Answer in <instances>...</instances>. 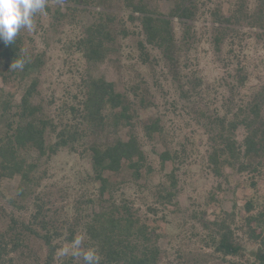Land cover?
<instances>
[{
	"label": "trees",
	"instance_id": "16d2710c",
	"mask_svg": "<svg viewBox=\"0 0 264 264\" xmlns=\"http://www.w3.org/2000/svg\"><path fill=\"white\" fill-rule=\"evenodd\" d=\"M56 1L64 6L56 4L53 9L46 3L44 8L50 12L53 25L67 17L75 20L76 15L81 16L82 30L73 47L90 64L112 59L120 52L124 38L137 35L135 48L140 62L152 72L155 65L163 63L162 75L174 83L180 100L193 102L194 106L187 105L189 102L182 106L206 135L207 149L202 159L205 169L226 181L230 177L227 169L248 174L238 182L251 189L242 196L243 203L237 202L235 195L230 209L215 204L220 200L218 190L223 189L222 182H218L206 201L207 206L213 205L211 212L194 205L197 207L187 210L189 216L177 219L182 228L174 235L187 230L185 238L203 242L211 249L210 254L224 264H264V186H260V181H264V82L255 88L249 100L237 99V89L249 78L239 62L235 71L228 73L232 82L223 80L228 87L223 111H208L210 104L206 102L202 103L204 106L195 105L197 97L204 94V78L193 66L194 60H198L193 54L202 38L192 24L201 16L210 20L205 27L207 39L213 51L223 54L230 63L227 53L235 52V47L242 44L248 35L245 28H255L258 39L264 38V0ZM159 1L170 2V9L160 10ZM97 6L102 8L96 9ZM123 11H128V15ZM83 13H91L89 22L83 21ZM38 14L39 11L33 15V23ZM175 19L180 24V34ZM128 21L135 23L136 28H131ZM24 29H20L12 44L0 41V184L19 177L15 196L6 197L0 191V198L6 197L9 206L18 210L26 209V202L34 199L35 211L27 218L8 212L10 222L0 229V264H26V255L30 253L40 264H85L83 256L61 253L64 243L79 239V227L86 236L80 251L94 250L99 264H208L201 253L189 257L180 244L174 258L160 243L167 234L169 212L181 210L177 201L179 164L193 149L167 147L159 153L165 179L154 186L145 185L148 195L144 199L150 200L147 213L140 214L124 196L115 201L112 194L117 185L132 180H144L139 183L141 187L156 172L144 148V138L136 132L140 110L156 105L146 79L141 77L139 82L120 90L114 80L95 75L89 69L81 81L80 92L73 94L75 101L64 102L58 117L47 116L42 102L36 101L46 52L25 49ZM18 60L23 61L22 69L12 67ZM179 102L175 99L171 104L176 108ZM162 122L163 116L157 115L143 123L146 140L153 141L165 133ZM127 126L129 130L124 136L121 131ZM240 128L244 129L242 138ZM81 145L89 155L92 179L99 183V194L110 195L106 204L102 198L89 199L90 213L83 214L86 208L77 205L71 222L70 218L61 217V210L45 209L47 202L34 193V188L45 177V169L39 172L45 156L62 149L76 151ZM169 162L172 168L166 171ZM112 173H124L125 178L112 181ZM97 201L101 203L100 209L95 206ZM187 224L193 230L186 228ZM197 225L201 231H197ZM31 238L41 242L43 257L28 244Z\"/></svg>",
	"mask_w": 264,
	"mask_h": 264
},
{
	"label": "rangeland",
	"instance_id": "374dc122",
	"mask_svg": "<svg viewBox=\"0 0 264 264\" xmlns=\"http://www.w3.org/2000/svg\"><path fill=\"white\" fill-rule=\"evenodd\" d=\"M46 3L53 9L56 4L64 6L63 2H57L56 0H46ZM158 4L160 10L164 12H167L171 7L170 2L167 1H159ZM224 7L227 10L229 2L224 3ZM101 8V6L96 7V9ZM123 12L124 15H128V11ZM37 16H39L38 20L33 23L32 29L25 28L23 31L24 47L30 51L46 52V64L40 74L39 94L36 97V101H41L44 105L45 114L56 118L58 117V109L64 102L72 103L75 101L73 94L80 92L81 81L89 69L95 75L105 76L109 80H114L120 90H125L126 86L139 82L141 77L146 79L151 91V97L156 105L147 110H140L136 132L140 137L144 138V140L142 138L144 148L156 172L141 187L139 183H143L144 180H140L138 183L132 180L117 185L114 192H112L114 199L118 201L121 196H124L133 202V207L139 209L140 214L147 213V204L150 203V200L147 197L144 199L145 195H148V189L145 185L154 186L160 180L165 179L164 172L160 168L159 153L167 147L179 150L181 146H184L188 149H193L192 154L189 157L183 156L179 164L180 192L177 196V201L181 210L177 211V213L169 212L170 218L165 228L168 235L166 234L160 240V243L164 249H169L170 256L174 258L176 257V249L180 244L191 258L201 253V258L203 260L207 258L208 264H224L223 261L210 254L211 249L204 246L203 242L196 238L192 240L185 238L183 235L188 233L187 230L183 234L181 233L182 235H174V232L178 233L182 228L178 224L177 219L179 220L183 215H188L187 210L192 209V207L208 208L209 212H211L213 205L207 206L206 201L209 198L210 190L214 189L218 182H222L223 189L218 190L216 195L220 200L218 203L214 202L215 204L221 208L230 209L234 203L235 195L236 201L243 203L242 196L250 193L251 189L244 188L238 182L245 180L248 174L227 169L226 173L230 177L229 181H226L223 178L215 177L205 169L202 159L207 149L205 143L206 135L203 133V129L189 118V114L186 112L187 108L182 106L189 101L180 100L174 83L163 77L162 71L165 70L163 63L155 65V71L152 72L148 65L140 62L135 48L137 35L124 38L120 52L112 55V59H107V61L102 63L90 64L73 47L74 41L82 30L81 22L79 23L80 15H76L75 20L67 17L60 20L56 25L52 24L53 18L50 12L45 9L40 10ZM82 16H84L83 21L86 22H89L92 18L91 13H83ZM208 22H210L208 18L206 20L205 16H201L192 23L198 31V36L202 38L201 44L193 54L194 59L196 56L198 57V60H194L193 66L199 69L198 74L204 78V87L201 89L204 94L202 97H197L198 101L195 105L198 104V107L204 106L202 103L206 102L210 104L206 108L208 111H212L214 108L223 111V103L228 95V87L224 86L223 80L232 82V78L228 76V73H233L238 65L241 64L245 67L249 78L244 86L237 89V99L249 100L255 88L264 82V38L258 39L254 33L256 31L255 28H245L248 31V35L242 44L235 47V52L227 53V57L231 61L229 63L223 54L220 56V54L213 51L205 30V27L209 25L207 24ZM175 23L179 30L178 34H180V24L177 19H175ZM128 25L131 28H136L135 23L133 24L130 21H128ZM226 49L224 48L225 52ZM236 53L237 55L235 56ZM208 83L211 85L209 88L206 85ZM1 85L2 81L0 79ZM19 97L20 94L17 95V99ZM175 99L180 101L176 108L171 104ZM187 105L194 106L193 102H189ZM157 115L163 116L162 124L165 126L166 131L162 135H157L153 141L146 140L142 125L151 116ZM128 130L129 127H125V130L121 131L122 135L125 136ZM243 132L244 129L240 128L239 138H242ZM171 168L172 165L169 162L166 171H170ZM44 169L45 177L42 179L41 184L34 188V193H39L43 198V202H47L45 209L61 210V217L70 218L71 221L77 213V205L86 208L83 214L91 212L90 205H87L89 204L87 201L91 198H96L95 200L102 198V202L106 204L105 199L107 200L110 194L108 192L104 195L99 194V183L92 179L90 158L83 145L79 146L76 151L62 149L51 156H45L39 172ZM123 174L112 173L110 175L112 181L120 182L125 178ZM18 183L19 177L6 179L0 184V191L6 197L15 196ZM260 186H264V181H260ZM6 197L0 198V229L5 228L10 222L11 218L8 212H14L27 218L35 211L34 199L26 202V209L18 210L9 206L8 202H6ZM95 203L96 208L100 209L101 203L98 201ZM173 208V206H170V209ZM148 214L151 215L152 213ZM210 217H212L211 214ZM186 228L190 231L193 230L190 224H187ZM197 229V231H201L198 225ZM76 233L81 242H84L86 236L82 232L81 227L77 229ZM28 244L41 257L44 256L45 250L41 248L40 241L31 238ZM252 247L251 245L248 246L249 249ZM72 248L73 243L66 242L61 253L71 254L70 250ZM66 250L68 251L66 252ZM26 257V264H40L36 257L33 258L32 253L29 256L26 255ZM57 264L63 263L59 261Z\"/></svg>",
	"mask_w": 264,
	"mask_h": 264
},
{
	"label": "clouds",
	"instance_id": "9594fccd",
	"mask_svg": "<svg viewBox=\"0 0 264 264\" xmlns=\"http://www.w3.org/2000/svg\"><path fill=\"white\" fill-rule=\"evenodd\" d=\"M45 4L46 0H0V41L5 45L12 44L21 28L31 30L33 15L43 10ZM12 67L22 69L23 61H16ZM80 245V239L74 240L71 254L77 257L82 255L85 264H99L98 254L92 249L82 253Z\"/></svg>",
	"mask_w": 264,
	"mask_h": 264
}]
</instances>
